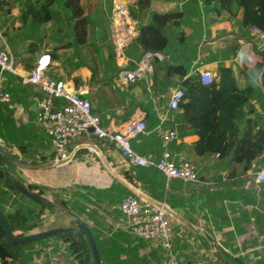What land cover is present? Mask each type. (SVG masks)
<instances>
[{
	"label": "crops",
	"instance_id": "obj_1",
	"mask_svg": "<svg viewBox=\"0 0 264 264\" xmlns=\"http://www.w3.org/2000/svg\"><path fill=\"white\" fill-rule=\"evenodd\" d=\"M25 1L5 0L2 6L0 4V45L12 48L16 69V72L0 70V83L11 92L12 97L7 106L0 102V134L8 137L9 144H13V147L7 148L14 155L11 160L30 164L33 166L30 169L40 170L39 160H47V166L55 168L65 167L69 162L72 167L81 168V171L61 178L59 181L65 182V185L56 188L48 189L43 181L29 177L23 182L43 186L45 197L49 200L64 198L85 206L80 216L65 212L64 217V211L57 208L48 216L49 221L45 225L26 235L55 228H72V214H75L99 236L102 248L107 251L108 264H166V255L159 246L140 240L124 224L120 203L126 195L132 194L141 200L166 204L167 217L174 228V247L183 257L220 264L223 255L229 254L244 257L248 264L264 262V183L259 184L256 179V172L264 170V151L249 166L242 163L234 171L228 170L227 163L217 154L199 156L195 153V133L175 121L183 109L173 111L168 107L172 92L183 86L182 81L195 71L209 70L215 76L219 66H231L240 85L245 84V72L240 65L246 61L247 56L242 50L249 43L239 20L213 9L214 6L206 7L202 0H152L150 7L142 11L138 9L136 0L126 1L131 14L136 13L133 17L138 21V34L140 26L148 22L152 12L182 13L180 25L165 27V34L171 43L167 51L158 52L161 56L157 57L166 64H183L188 71L183 77H171L173 82L178 83L169 86L165 99L156 98L151 93L153 72L147 73L142 77V84L136 83L132 87L122 105L114 97L112 103L115 106L108 110L101 109L104 107L101 99H104L109 87L100 88L97 92L96 85L102 80H110L125 91L128 84L120 82L118 67L132 70L138 57V52L134 50V57L126 54L124 58H118L113 50L110 31L113 0H98L96 23L99 27H91L92 45L77 51L73 48L56 51L59 57L51 59L46 72L49 78L62 79L75 90H85L84 96L91 100L95 111L105 113L103 125L111 128H118L125 122L122 119L131 107L130 100L134 99L131 117H144L148 129L131 140L133 149L141 155L158 158L168 148L179 158L194 162L200 179L198 183L180 179L168 182L160 172L151 170L138 180L134 172L136 166L127 163L113 143L99 140L92 133L72 137L69 148L73 158L66 164L54 165L55 152L51 139L37 122L44 94L39 84L26 82L25 78L31 74L41 54H50L49 51L61 46L63 40H71V35L67 14L60 1L53 3L52 16L39 26L31 20V16L22 18ZM39 41H43L39 51L30 53L28 45ZM129 51L132 52L131 49ZM79 59H83L84 64ZM149 105L153 106V116H147L144 108ZM163 118L165 125L176 129L179 135L177 140L168 144L163 142L159 131ZM16 143L27 144V148H19ZM0 146H4L1 137ZM36 262L75 264L63 247L57 253H52L49 248L48 253L37 258Z\"/></svg>",
	"mask_w": 264,
	"mask_h": 264
},
{
	"label": "trees",
	"instance_id": "obj_2",
	"mask_svg": "<svg viewBox=\"0 0 264 264\" xmlns=\"http://www.w3.org/2000/svg\"><path fill=\"white\" fill-rule=\"evenodd\" d=\"M55 1H60L62 8L66 11L71 40H63L61 46L49 51L52 59L59 57L56 53L59 48H73L77 51L92 44L91 27H99V23H96L98 0H26L22 18L31 16V20L39 26L43 20L52 16L51 6ZM202 1L206 7L214 6L213 9L237 18L241 26L245 28L244 37L249 45L245 53L246 61L240 65L245 72V84L240 85L231 66H219L218 73L213 76L210 83H204L200 73L195 71L182 81L185 96L180 102V108L183 112L176 116L175 121L181 123V127L195 133L194 149L197 155L217 154L227 163L228 170L234 171L242 163L249 166L264 151V92L258 81L263 57L258 47L257 36L251 33L254 26L264 31V0ZM136 2L140 11L148 9L152 4V0H136ZM4 3L5 0H0L1 6ZM133 15L135 16L136 13L133 12ZM181 18L182 13L178 11L152 12L148 22L140 26L137 38L127 48V56L134 57V50L137 51L138 57L135 59L138 62L145 52H166L171 40L166 36L164 29L168 25H180ZM42 44L43 41L31 42L28 45L30 53L39 51ZM130 49L132 52L129 51ZM153 65L151 93L156 98L165 99L164 95L169 86L178 83L173 82L171 77L185 76L188 68L183 64L163 63L156 56L153 57ZM135 66L136 63L133 64L134 68ZM120 70L118 67L117 76ZM143 80L141 78L128 83L125 91L116 87L110 80L100 81L96 85L97 92L100 88L104 90L109 87V90L106 89V95L103 96L104 99H101L104 104L101 109L108 110L114 107L115 103H112L114 97H117L122 105L132 87L137 85L136 83L142 84ZM144 89L147 92V89ZM1 103L7 106L11 101ZM130 104L131 107L122 121L128 120L132 115L134 99L130 100ZM144 108L147 116L154 115L151 111L152 105ZM93 109L95 110L94 107ZM104 114L101 111L102 123ZM0 137L4 141V146H0V208L7 215L16 236L23 237L30 231L45 225L49 221L48 216L55 213L57 208H61L66 213L81 215L80 213L85 209L83 204L79 205L78 202L74 204L72 200L64 198L49 200L45 197L43 186L34 183L24 184L17 175L19 168L11 162L14 155L7 150L13 147V144H9L8 137L2 133ZM16 146L27 148V144L16 143ZM135 169H137L134 172L138 180L143 179L151 170L160 172L166 179V176L155 167L136 166ZM17 182L22 189L17 186ZM72 223L75 225L74 222ZM91 231L97 242L100 259L103 260V264H108L107 251L102 248V241L94 229ZM61 247L73 257L75 264L93 263L85 238L75 229L68 228L39 240L15 243L0 225V264H37V258L46 255L49 248L52 253H57ZM111 251L116 254L114 250ZM220 264H248V262L242 256L226 254L223 255Z\"/></svg>",
	"mask_w": 264,
	"mask_h": 264
},
{
	"label": "built area",
	"instance_id": "obj_3",
	"mask_svg": "<svg viewBox=\"0 0 264 264\" xmlns=\"http://www.w3.org/2000/svg\"><path fill=\"white\" fill-rule=\"evenodd\" d=\"M126 1L128 0H113L110 31L118 58L126 56L127 48L138 36V21L131 14L129 2ZM251 33L257 36L258 47L262 50L264 31L254 26ZM158 55L161 56L158 52H145L134 69H121L118 76L120 82L128 84L141 79L147 73L152 74V59ZM51 59L50 54H41L25 81L39 84L44 94L37 122L51 139L55 162L70 157L69 142L72 137L92 133L99 140L113 143L130 165L155 167L166 176L168 182L172 179L192 183L200 181L196 164L186 158H179L177 153L168 148L158 158L141 155L133 149L131 140L147 132L148 125L144 117H131L118 128L103 125L101 115L93 109L91 100L84 96L85 90H75L64 80L46 75ZM0 70L16 72L14 56L8 45H0ZM200 75L204 83L212 81L213 75L209 70H200ZM184 96L185 87H177L169 98V109L180 110V102ZM11 99V92L0 83V102H10ZM159 131L165 144L179 138L176 129L165 125V118L159 125ZM256 179L259 184L264 183V170L256 172ZM120 210L126 228L137 238L159 246L166 255V264H209L203 260L183 257L175 249L174 228L168 220L164 202H150L128 194L121 201Z\"/></svg>",
	"mask_w": 264,
	"mask_h": 264
},
{
	"label": "water",
	"instance_id": "obj_4",
	"mask_svg": "<svg viewBox=\"0 0 264 264\" xmlns=\"http://www.w3.org/2000/svg\"><path fill=\"white\" fill-rule=\"evenodd\" d=\"M261 53H262V57H263V65H262L261 72L258 75V81H259L260 87L262 88V90L264 92V48L261 50ZM73 155L74 154L71 153V155L68 159L62 160L59 162H55L54 165L60 166V165L68 163L72 159ZM11 162L15 165L16 168L30 169L33 167L30 164H26L24 162H21L19 160H15V159L11 160ZM17 186L22 189L19 182H17ZM72 217L74 219L75 225L71 229L77 230L85 238V240L89 246L90 252H91L92 262H93L92 264H101V259H100V255H99V251H98V247H97V242L95 240V237H94L91 229L89 228L87 223L84 220H82L81 218H79L77 215L72 214ZM0 225L5 229L9 238L15 243H25L28 241L39 240L42 238L52 236L58 232L67 230V228L66 229L65 228H55L52 230L38 232L35 234H29V235H26L23 237H19V236H16L14 234V232L12 230V226L8 220V217L1 208H0Z\"/></svg>",
	"mask_w": 264,
	"mask_h": 264
},
{
	"label": "rangeland",
	"instance_id": "obj_5",
	"mask_svg": "<svg viewBox=\"0 0 264 264\" xmlns=\"http://www.w3.org/2000/svg\"><path fill=\"white\" fill-rule=\"evenodd\" d=\"M10 49H11L12 54L14 55L15 53L13 52L11 47H10ZM247 49L245 48L242 51L244 53H246ZM65 61H67V58L65 59ZM79 61L80 62L82 61V64H84L83 59H79ZM47 164H48L47 160H39L38 165L42 166V168L40 170L39 169H22V168H19V170L17 172L18 178L22 181H24L25 178L27 179V177L39 179L40 182L43 181V183L46 186H48V189H51L50 187L56 188L57 186L65 185V182L59 181L61 178H66V177L70 176V173H72L74 171H75V173H77L78 171H81V168L72 167L73 165L70 162L65 167H61V168L60 167L55 168V167L47 166ZM34 165H36V164H34ZM61 212H63V211H61ZM58 213L60 215L63 214V216L65 217V215H64L65 212L62 214L60 212H58ZM50 218L53 220L54 217L51 216Z\"/></svg>",
	"mask_w": 264,
	"mask_h": 264
}]
</instances>
